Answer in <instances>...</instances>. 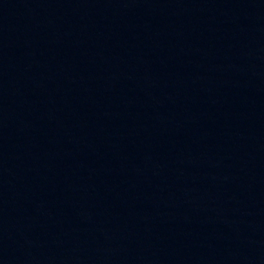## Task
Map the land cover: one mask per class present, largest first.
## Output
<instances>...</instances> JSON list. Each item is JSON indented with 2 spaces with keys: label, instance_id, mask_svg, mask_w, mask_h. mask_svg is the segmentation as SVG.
<instances>
[{
  "label": "water",
  "instance_id": "1",
  "mask_svg": "<svg viewBox=\"0 0 264 264\" xmlns=\"http://www.w3.org/2000/svg\"><path fill=\"white\" fill-rule=\"evenodd\" d=\"M0 264H264V0H0Z\"/></svg>",
  "mask_w": 264,
  "mask_h": 264
}]
</instances>
